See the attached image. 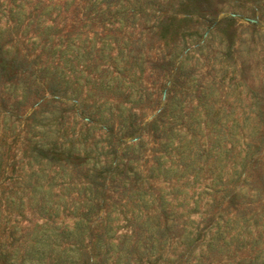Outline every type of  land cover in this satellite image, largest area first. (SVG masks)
Listing matches in <instances>:
<instances>
[{"label": "rangeland", "instance_id": "1", "mask_svg": "<svg viewBox=\"0 0 264 264\" xmlns=\"http://www.w3.org/2000/svg\"><path fill=\"white\" fill-rule=\"evenodd\" d=\"M132 6L121 32L134 41L132 73L124 74L132 102L100 90L89 68L66 86L53 70L62 59L41 54L23 26L0 41V264H264V0ZM90 28L107 31L91 23L87 37ZM119 102L130 115L122 129ZM207 112L237 121L223 167L232 174L235 164L237 173L195 205L189 196L213 175L206 151L192 187L149 178L148 168L169 134L182 145L193 130L197 146L213 145L222 133L205 125ZM136 137L131 155L125 146ZM39 165L70 182L51 189L50 214L24 187ZM177 188L189 192L185 199ZM130 190L148 202L134 208ZM218 220L222 233L209 244ZM39 237L49 246L34 247Z\"/></svg>", "mask_w": 264, "mask_h": 264}, {"label": "trees", "instance_id": "2", "mask_svg": "<svg viewBox=\"0 0 264 264\" xmlns=\"http://www.w3.org/2000/svg\"><path fill=\"white\" fill-rule=\"evenodd\" d=\"M134 14L135 8L132 6V0H0V41L9 29H20L23 26L22 34L25 35L27 31L30 32L26 39L33 44L37 43L41 54L49 56L52 60L62 59L63 65L58 66L57 63L53 70L62 76L61 82L66 86L72 85L71 74L89 68L90 71L98 74L95 77V84L98 85L100 90L112 91L115 93V97L132 102L133 84L131 82L126 83L124 74L131 76L132 73L130 58L134 41L128 37L131 34L125 33L123 35L121 32L126 29L128 26L127 21L133 18ZM58 23H60L59 27L57 26ZM91 23L102 25L107 31L99 33L97 30L90 28L92 36L87 37L84 29L85 27H91ZM96 37H98L97 41ZM89 42L91 44L87 45ZM95 42L98 44V48H96ZM87 60L89 62L86 64ZM49 69L50 65L48 64L42 66L39 71L46 72ZM112 72L115 75L109 76L108 73ZM106 103L107 101H104L103 104ZM164 109L165 107H162L152 119H156L159 113L164 112ZM125 110L122 102H119V112L115 115L120 117V121L123 122L120 129L126 126V118L130 117V115L125 114ZM104 117L103 111H101L99 118ZM227 120L226 118L222 119L220 116L212 118L209 112L205 113V125L211 124L216 132L222 133L216 134L214 144L207 148L197 146L195 143L196 134L193 130V134H190V141L182 145H179V143L174 144L172 135L176 134H169L167 141L163 144L161 153L153 158L154 165L149 166L147 177L162 178L163 181L172 180L176 186H180V181L185 180L184 189L191 182L190 187H192V184L199 180L201 168H199L198 163L206 151L207 159H211L214 166L211 183L210 185L205 183L199 187V190H193L189 199H192L193 203L197 205L198 198L201 199L211 194L208 188L216 187L219 185L218 183L227 184L230 177L237 173L235 164L231 165L233 168L232 174L223 169L229 153L232 152L234 145L232 135L237 128L236 120L232 119L230 123ZM196 125L198 129L201 127L199 122ZM137 139L140 141V138L136 137L125 146L127 150L132 148L130 150L131 155L137 152ZM54 157L56 156L45 159L51 161ZM38 160L40 161L39 158ZM85 160L79 165L87 162L86 158ZM167 162L169 163L167 164ZM45 168L39 165L37 169L31 170L30 175L24 182V187H29V198L34 201L40 200L41 211L49 213L48 207L53 186L59 185L64 187L65 190L67 188L66 182L69 184L70 182L67 179L65 180L64 174H59L58 171L49 176V172ZM228 174L231 176L227 177ZM58 180L60 181L57 182ZM180 188H177L178 193H183V199H185L189 192L184 189L180 190ZM134 194L135 192L132 190L127 194L128 200L134 202V208L137 209L139 203L148 202L144 193L139 192L135 197ZM194 195L197 198H193ZM160 198L162 202L159 205L162 206L166 200L162 196ZM194 209H196V206L192 210ZM131 212L133 213V210ZM189 231L192 230L189 229ZM221 233V225L218 220L213 235L208 239L209 244H214L215 241L218 242V240H215V235ZM37 242L34 247L38 244L45 247L49 246L48 240L43 237H39ZM222 244L224 243L222 242Z\"/></svg>", "mask_w": 264, "mask_h": 264}]
</instances>
